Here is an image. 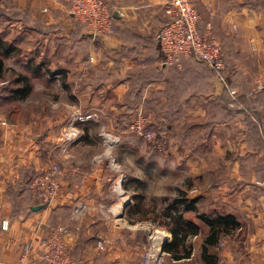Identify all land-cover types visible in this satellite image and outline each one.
Returning a JSON list of instances; mask_svg holds the SVG:
<instances>
[{
    "label": "crops",
    "instance_id": "0c3cea01",
    "mask_svg": "<svg viewBox=\"0 0 264 264\" xmlns=\"http://www.w3.org/2000/svg\"><path fill=\"white\" fill-rule=\"evenodd\" d=\"M166 1L107 0L114 33L97 38L60 0L13 3L21 12L29 10L30 22L0 18V38L11 44L10 54L26 55L36 72L22 95V80L10 86L9 80H0V121L6 122L0 124V221L8 224L0 230V262L45 264L40 239L47 227L66 228L69 248L82 264H142L146 248L171 239L166 226L153 231V225L144 224L147 218L138 216V191L147 190L151 178L165 182L167 159H147L156 165V174L139 165L119 174L124 165L107 157L120 145L101 138L102 133L124 132L123 120L144 112L177 137V126L188 125L198 149L182 160L186 187L196 193L188 196L197 199L198 212L231 215L237 223L204 250L209 226L195 212L183 213L197 229L179 246L189 254L174 259L163 252L161 264H264V0H212L209 9V0L194 1L199 29L211 25L232 78L242 80V92L233 87L241 106L235 112L225 106L228 93L203 62L194 56L164 62L155 37L169 19ZM21 55L15 70L25 75L18 70ZM5 56L0 58L10 67ZM35 96L32 105H24ZM71 113L94 117L80 125L81 140L62 151ZM183 143L176 146L184 148ZM73 168L77 173L69 176ZM52 169L61 185L58 199L25 215L38 201L29 189L30 178ZM177 188L187 196L189 189ZM77 200L88 212L72 219ZM99 241L105 243L102 250ZM26 244L30 251L22 262Z\"/></svg>",
    "mask_w": 264,
    "mask_h": 264
},
{
    "label": "built area",
    "instance_id": "2783aa9c",
    "mask_svg": "<svg viewBox=\"0 0 264 264\" xmlns=\"http://www.w3.org/2000/svg\"><path fill=\"white\" fill-rule=\"evenodd\" d=\"M67 6L68 14L76 21L84 24L87 34L92 38L103 37L114 33L112 26V15L107 0H63ZM195 0H167L165 4V14L169 17L168 21L160 28L155 40L159 45L166 64H175L181 57L194 56L203 62L214 72L217 79L222 83L229 96V106L240 109L236 106L238 93L236 89H230L226 83V66L223 59L220 45L211 31V25L206 24L205 29H199L201 15L194 5ZM207 8L211 7V3ZM1 82L0 85H3ZM262 86H258L260 89ZM91 114H77L72 116L63 133L60 147L65 151L69 146L76 143L80 136V125L92 119ZM148 118L138 112L129 122V131L136 133L147 140L155 137L153 130L147 127ZM0 124H6L0 121ZM77 173L76 169H71L67 173L69 176ZM264 184V180L261 182ZM31 193L36 196L44 207L52 204L58 199L61 185L58 179L57 170L52 169L38 173L29 182ZM88 212V206L77 200L71 211V218L78 219ZM43 224L39 220V225ZM7 221H0V230L7 229ZM40 243L42 250L40 258L45 264H82L70 255L69 243L66 228L55 226L48 229ZM100 250L105 248V243L99 241L97 244ZM160 246H149L145 249L142 256V264H161L162 254ZM30 251V246H24L21 261L25 259Z\"/></svg>",
    "mask_w": 264,
    "mask_h": 264
},
{
    "label": "rangeland",
    "instance_id": "374dc122",
    "mask_svg": "<svg viewBox=\"0 0 264 264\" xmlns=\"http://www.w3.org/2000/svg\"><path fill=\"white\" fill-rule=\"evenodd\" d=\"M3 1L5 2V0ZM20 1L21 0H10V3H15L17 5L19 4ZM60 1L65 6L66 11H67V6L65 2L63 0H60ZM4 2H3V5L1 6H6ZM27 12H29L28 9L25 10L26 14ZM11 21H14V20H11ZM6 44L8 46H11V44L8 42ZM21 54L22 53H19V56ZM0 55H3L4 57H6L5 52L1 48H0ZM7 55H9L7 56L8 57L7 64L10 65V67L7 65L4 66L3 64L2 71L0 72V80H9L10 83H7L8 86L13 85L14 80H22V83H21L22 86L26 84L28 85V80H31V75L34 72L31 67L33 66L31 61L27 59L26 55H23V56L21 55L22 66L18 70L22 69V73L25 74V75H21L19 72H16L15 70V66L18 64V62L16 61V57L18 56V54L17 53L10 54L9 52V54ZM225 80H226L227 86L230 89H233V87H235L240 92H242V80L241 79L239 78L232 79L231 84L233 85V87L230 86L226 78ZM223 90L226 91V88L223 87ZM40 97L42 98V100L46 98L42 96ZM36 98L37 97L35 96L32 101H29L26 104L24 101V105L29 107V104L32 105V102ZM36 104H39L37 100H36ZM235 105L240 106L237 102ZM143 113L144 112H142V114ZM77 114L79 113H75V114L71 113L70 119L72 118V116H76ZM91 115L94 117V114H91ZM147 118L149 120L147 127L153 130L155 134V137L152 140H147L144 137L129 131L128 125L131 119H129L128 121L127 119L123 120V123H122L123 125L122 124L121 125H122L124 132L122 131L119 134H113V135L111 133H102L101 138L103 141L105 140L106 141L112 140L116 142L118 141L120 148L118 149V151L112 150L111 154H109L108 152L107 158L110 160L113 158L114 161L116 160L118 163V167L119 165L121 166V164L124 165L122 169H119V174H122L125 172L132 173V171H135L137 167L136 165H139L140 169L142 168V171H144L145 173L156 174L157 172L156 165L149 163L147 159L154 158V157H160V156L167 159V168L164 170L165 174L163 176V177H166V179H164L165 182L161 181L159 183L157 179L151 178L152 180H149V183L151 184L148 186L147 190L140 189L143 192L138 191L139 193L137 195L141 197V202L139 203L141 212L140 214H138V216L146 217L147 222H145L144 224L150 223L151 225L155 227L153 229V231H155L156 229L160 230L161 228H164L165 226L163 224L168 222V219L166 217V209L168 206H170V204L172 203V200L176 198L177 196H180V194L182 193L180 192L182 190H179L177 186H180L187 190L189 189L188 193L186 192L187 196L188 194L196 195L195 192L193 193L191 192V187H192L191 185H190L191 187L190 186L186 187V185H188L187 183H189L188 181H186L187 180L186 178L188 177L185 175L183 177V175L181 174L184 173V170L182 169L184 165L182 160H184L186 156H192L196 150L198 151V149L192 146V144L197 143V140L195 141V139L189 138V134H188L189 128L187 124H181L180 126H177L179 130V133H178L179 138H178L174 132H168L167 130H165L167 126L164 124H161L158 118H154V120L153 118L152 119L149 117ZM80 132H81V136L79 140H81L82 138L81 129H80ZM169 139H170V142H169ZM184 140H187V143H183L182 141ZM131 143H133L134 146L136 147L126 148L127 146H131V145H128ZM180 143H183L185 147L181 148V147L176 146V144L179 145ZM121 147H124V148H121ZM103 158L106 159L105 156ZM118 161H120L121 164ZM215 161L216 162H214V166H219V164L217 163L219 161L218 160H215ZM139 163H142L141 166ZM133 166H134V170H132ZM179 175H180L181 180L180 178H178ZM131 182H132L131 179L126 181V183L128 184ZM117 189H120L119 185H117ZM188 198L190 197L188 196ZM135 225H137V223ZM69 252H70V255L73 258H75L70 248H69Z\"/></svg>",
    "mask_w": 264,
    "mask_h": 264
},
{
    "label": "trees",
    "instance_id": "16d2710c",
    "mask_svg": "<svg viewBox=\"0 0 264 264\" xmlns=\"http://www.w3.org/2000/svg\"><path fill=\"white\" fill-rule=\"evenodd\" d=\"M6 6H0V18L4 19L5 21H11L16 19H21L24 21H30V17L25 12H21L16 5L13 3H10V0H5L4 2ZM111 15L112 10L110 8ZM113 19V15H112ZM113 21V20H112ZM33 22L37 25L36 20H33ZM84 26L83 23L79 22ZM0 48L3 49L5 54H8L11 51V47L6 44L3 40L0 38ZM222 51V50H221ZM223 55V53H222ZM224 59V56H223ZM225 62V59H224ZM226 65V79L229 82L230 86L233 87L232 83V70L229 69ZM3 68V61L0 58V72ZM208 68V67H207ZM29 89V86L26 84L18 89V92L22 95L25 94ZM225 106L230 110L231 112H235V108H231L229 106V101H225ZM237 110V109H236ZM162 124V123H161ZM166 129V128H165ZM36 175V174H35ZM34 175V176H35ZM33 178V176L30 178V180ZM29 180V182H30ZM196 198H187L185 194H180V196H177L172 200V203L170 206L166 209V217L168 219V222L164 223L163 225L168 228V230L171 233V239L166 241L163 245V251L169 253L174 259H178L181 257H184L185 255L189 254L188 251L183 249L182 252L179 249V246L184 247L185 246V238L188 233H195L197 231L196 227L192 224L191 221L185 219L183 217V213L187 211H193L195 212V217L203 221L209 226L210 233L205 239L204 242V250L205 245H211L214 244L222 233H227L233 228L237 226V223L235 219L231 215H218L215 213H205V212H198L196 208ZM12 203H14V200H12ZM41 204L39 199L36 202V205ZM32 213H35L31 208L27 210L25 215H32ZM47 227V226H45ZM44 227V228H45ZM51 228V227H47ZM46 228V229H47ZM177 253H182V255H177Z\"/></svg>",
    "mask_w": 264,
    "mask_h": 264
},
{
    "label": "water",
    "instance_id": "95a60500",
    "mask_svg": "<svg viewBox=\"0 0 264 264\" xmlns=\"http://www.w3.org/2000/svg\"><path fill=\"white\" fill-rule=\"evenodd\" d=\"M44 208V205L43 204H40V205H37V206H32L31 207V209L33 210V211H39V210H41V209H43ZM167 241V239H164L163 241H162V243H161V245H160V252H163V245H164V243ZM0 264H5V263H2V262H0Z\"/></svg>",
    "mask_w": 264,
    "mask_h": 264
}]
</instances>
